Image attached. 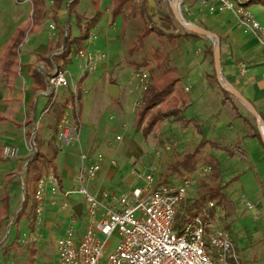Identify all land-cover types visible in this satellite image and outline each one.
Segmentation results:
<instances>
[{"label":"rangeland","instance_id":"1","mask_svg":"<svg viewBox=\"0 0 264 264\" xmlns=\"http://www.w3.org/2000/svg\"><path fill=\"white\" fill-rule=\"evenodd\" d=\"M71 1L73 0H64V13L61 16L71 27L72 37H79L85 33L84 29H80L77 25L76 14L80 15L85 22L100 13L99 22L91 31V34L97 37L91 50L104 55V59L98 69L90 73L80 84L82 91L81 120L74 114V122L72 121V124L78 126L76 130V136H79L78 141L63 151L57 149L54 144L55 137L49 138V134L53 135L57 126L45 129L43 145L40 144L39 131L32 136L31 142L29 141L33 154L38 150H43L46 155L41 153L45 157L52 155L44 167L46 171L44 174L48 177L49 169L55 168L54 159L58 154L60 171L65 166L79 168L82 154L87 155L89 160L101 154L104 157L102 165L110 160L116 162L118 164L116 169L120 173L122 172L131 181H139L138 187L144 188L148 175L155 172L157 180L161 167L170 163L168 155L172 149H176L181 157L190 152L193 153L201 143L199 134L205 135L206 138L210 135L211 143L206 142L202 147V153L199 152L195 160V170L189 175L191 180H196V184L190 190L191 200L195 201L205 193L221 189L224 198L218 205L215 202L216 207L213 213L220 216L223 227L234 242L242 264H264V144L257 123L249 110L234 97L226 99L224 96L217 81L215 65L211 57V48L214 53L213 42L203 43L198 42L200 40L180 37L190 32L176 20L171 9L173 0H150L148 20L139 14L131 17L124 33L123 17L118 16L113 22L110 7L114 0H78L75 12L70 14L68 5ZM142 1H133L136 13L142 6ZM184 1L181 3L183 17L190 23L206 28L203 20L207 16L204 5L208 10L210 5L202 0L203 6L194 12L193 4L196 0ZM240 1L247 3L250 0ZM19 3H21L20 6ZM30 11L29 3H23V0H0V46L7 44L17 28L30 20ZM126 11L128 12L129 9L127 8ZM249 11L264 28V4L252 3L249 5ZM18 13L23 15L20 19H17ZM23 21L27 22L22 24ZM43 25V32L39 37L38 33L31 34L32 44L48 42L49 22L46 25L44 22ZM60 27L64 29L63 24ZM145 27L149 30L153 29L154 32L146 35L142 39V45L138 46L139 35ZM240 29L243 34L245 30L241 27ZM134 44L137 48L131 50ZM27 51L28 47L21 49V62L24 65L28 63ZM75 56L76 54L73 55ZM158 56L169 60L171 57L184 87L192 88L190 95L192 101L184 109V116L188 120H194L195 123H201L203 127L201 131L195 128L197 126L195 123L192 126L188 121L183 120L180 123L181 126L178 125L176 121L181 119V115L178 119H168L166 126L164 122L161 123L160 127L148 137L142 132L147 118L141 126L136 123L143 95L138 75L144 72L148 74V66L155 67ZM108 61H110L108 68L102 66ZM239 62L246 63L249 67L245 60ZM67 71L69 72L67 78L73 85L71 84L72 87L68 89L58 91V101L66 98L67 95L75 94L73 87L77 92V86L86 72L74 59L72 64L68 65ZM209 79L219 87V90L210 88L212 94L205 95L204 82H209ZM108 81L112 82V86L120 89L121 98L116 100L107 94ZM73 98L72 96L73 108L75 111H80L76 99ZM175 102L176 98L169 99L171 107L176 106V109L182 110L183 105L181 103L176 105ZM47 104L48 99L41 97L38 107L39 114ZM231 105L239 107L238 112L243 118L239 117L238 112L234 107L231 108ZM68 112L72 113V108ZM61 117L58 120L55 119L56 125ZM50 118H47V123ZM244 118L250 120L255 129ZM17 122L19 124L20 121ZM95 142L97 145H94ZM167 145L170 150H167ZM3 146L18 147L21 153L25 152L24 136L21 131L11 125L0 126V152ZM207 146L213 149L210 159L205 157L208 155L205 149ZM228 149H231L233 153L242 149L247 159L235 154L231 155ZM24 167L25 164L19 166L18 161L14 159L0 161V197L5 191L9 192L11 215L9 224L2 232L0 264H56L58 261L56 241L64 237L72 222L70 212L63 209L65 207L62 203L66 202L65 204L68 205L66 209H72L78 204L84 205L85 198L72 189V193L66 200H56L58 204L53 207L47 206L44 209V219L43 214L39 218L35 212L36 221L32 226L34 214L32 204L37 203L35 199L37 187L32 181V174L27 175L26 171L21 175L18 174ZM203 169L210 170L205 176H200L199 173ZM13 172H17L14 177L11 175ZM9 177L12 180L6 185ZM183 181L185 179L176 175L171 177V182L174 184H180ZM64 186L67 189L72 188L67 183ZM79 188L76 187V191ZM113 188L117 194L131 192L123 186ZM27 195L30 201L25 207V215L15 225L19 211L24 208ZM248 202L254 206L253 209L248 208ZM90 221L91 218L84 205L83 215L78 217L76 222V230L84 232ZM176 224L179 228L180 220ZM178 231L179 229L176 230ZM120 241L118 233L109 238V253L116 249ZM11 244L13 245L9 247ZM32 251H35V256L31 255ZM106 261L107 257L102 259L101 264H106Z\"/></svg>","mask_w":264,"mask_h":264},{"label":"built area","instance_id":"2","mask_svg":"<svg viewBox=\"0 0 264 264\" xmlns=\"http://www.w3.org/2000/svg\"><path fill=\"white\" fill-rule=\"evenodd\" d=\"M244 4L240 0H211L209 10L211 13H233L239 26L246 32H251L264 49V28L250 13L249 8L243 6ZM51 29L55 30L56 27L53 25ZM96 38L90 34L87 47L73 57L79 62V67L86 71L85 73L95 72L104 59V55L91 50ZM237 70L240 75L246 76L248 66L246 63L238 62ZM138 81L140 89L143 93L146 92L150 85L149 75L145 72L138 75ZM71 84L66 70L64 72L57 70L49 75L45 95L51 102L45 109V114L57 100L58 91L72 87ZM73 90L75 94L70 97L73 96L77 102L78 90L76 92L74 87ZM186 91H189L188 87ZM70 108L72 113L65 111L57 124L58 134L55 136L54 144L60 151L79 139V136H76L78 126L72 124L73 116L78 111H75L73 106ZM164 124L168 125V119ZM38 131L39 128L36 126L31 135H36ZM166 148L170 150L168 145ZM1 155L5 159H16L19 153L16 148L5 146ZM81 159L83 166L80 188L77 191L75 189V193L84 196V205L91 221L84 232L77 231L75 226L78 217L72 211L70 227L64 237L56 241L58 251L56 264H101L105 257L106 264H242L220 216L213 213L216 203L211 201L200 208L193 207L194 201L191 200L190 190L196 184V180L188 179L180 184L164 185L154 189L156 174L152 172L146 177L144 188L134 189L128 194L112 192L105 194L100 200L88 191L83 180L92 182L97 178L102 171L104 157L99 154L87 165L89 157L82 154ZM111 164L116 166L114 161ZM209 170L203 169L199 173L200 176H205ZM56 180L53 174L43 176L36 184V212L39 218L44 213L46 195L58 191ZM70 194L65 193V198ZM247 206L249 209L254 208L249 202ZM64 207L67 208L68 205L64 204ZM177 220L181 221L178 232L175 229ZM116 233L119 234L121 241L116 249L109 253V238Z\"/></svg>","mask_w":264,"mask_h":264},{"label":"crops","instance_id":"3","mask_svg":"<svg viewBox=\"0 0 264 264\" xmlns=\"http://www.w3.org/2000/svg\"><path fill=\"white\" fill-rule=\"evenodd\" d=\"M204 1V0H203ZM202 0H196V2L193 4V10L196 12L197 9L201 8L202 3H204ZM114 2V1H113ZM23 3H29L31 7L30 15H32V2L31 0H23ZM47 6V17L45 20L46 23L49 22V31H48V42L46 44H42L41 42H36L35 44H32V37L31 34L28 35L26 38L24 44L21 46V49L28 47L27 55H28V63L23 64L21 62V68H20V74L19 76L12 82L8 79V77H3L0 80V114L4 115L9 119L8 123H1L0 126L4 125H11L19 129L21 131L22 135L24 136V143L26 150L25 152L21 153V150L17 147L18 150V157L14 160L18 161L19 166L24 165L25 167L18 172L19 175H21L23 172H25L30 164V161L33 157V152L30 150V142L26 136L28 131H33V129L37 126L39 128L40 132V144H44L43 141V135L45 134L44 131L46 128H50L53 126H57L55 122V119L58 120L60 116L64 114L65 111H68L71 109L70 107L73 106L72 104V97L69 95H65L66 98L57 100L54 102L52 106H50V111L45 114L44 111L47 107H49V103L51 102V99L45 95L46 90H39L35 91L34 81L31 77L32 71L36 70L37 72L41 73L44 78L45 82L47 83V79L51 73H55L57 70H59V67L62 66L63 61L58 60L56 57H58L64 48V44L60 41L59 32L62 30L61 24L65 26L66 21H64V17L61 16L64 12V10L61 11L59 15V22L56 23L53 22V13L50 8V5L53 4L52 0L49 2L46 1ZM205 3L210 5L211 0L205 1ZM21 3H19V6ZM113 5V4H112ZM205 11L207 16L203 19L205 22V29L212 31L216 33L220 39L223 40V46H222V72L224 79L234 85L241 93L256 107L260 115L264 118V49L258 44L256 38L251 32H246L242 34L240 32V26L238 25L237 20L233 16L231 12H217V13H211L207 8L206 5H204ZM112 10V6L110 7V11ZM22 13L17 14V19H20L22 17ZM27 21H23L22 24L26 23ZM55 26L56 29L52 30L51 26ZM44 26V25H43ZM242 28V27H241ZM43 27L41 32L38 33V37L42 34ZM246 35V36H245ZM30 36V37H29ZM191 39L192 37H183ZM194 40H200L198 42H208L211 41L207 37H203L201 39L192 38ZM53 44V47L55 48L54 52H51L50 54H47L49 43ZM59 42H61L59 48L57 47L59 45ZM3 46H0L2 48ZM20 49V54H21ZM209 54V53H208ZM46 56L47 59L43 60L40 57ZM211 55V54H209ZM212 57V55H211ZM22 58V57H21ZM240 60H245L248 62V73L246 74L245 78H242L237 70V63ZM110 61L108 63H103L102 66L107 67L109 66ZM170 64L174 67H176L170 57ZM106 68V69H107ZM177 68V67H176ZM68 66L66 68L67 71ZM107 86V94L110 96L108 89L110 86H112V82L108 81ZM204 92L205 95L212 94V88L213 90L218 91L219 87H217L215 84H213V81L209 79V82H204ZM117 91V96H112V98H115L116 100L121 98L122 92L117 86H114ZM189 88L188 93L189 99L182 107V114L181 119L177 120V124L180 125L183 120L185 122H189V125H192L195 123L194 120H188L184 116V109L187 107V105L192 101L191 99V92L192 88L187 86ZM186 87V88H187ZM69 96V97H68ZM46 97L48 99L47 106L42 110V112L39 114V103L40 98ZM234 106L231 105V108ZM236 112H238V108L236 106L234 107ZM239 113V112H238ZM82 115V110H81ZM81 115L80 119L81 120ZM50 118L49 122L47 123V118ZM20 121L18 124V120ZM114 120V119H113ZM197 126H195L196 129L199 131L202 130V124L201 123H195ZM193 124V125H195ZM81 125L82 121H81ZM192 125V126H193ZM181 126V125H180ZM186 126V125H185ZM82 129V126H81ZM52 132V131H51ZM54 134H49V138L52 139ZM56 138V137H55ZM177 138V137H176ZM200 141L205 140L208 143H211V137L210 135L206 138L205 135L199 134ZM94 145H97L95 142ZM94 145L92 146L94 148ZM230 146V145H227ZM5 146L2 147V150ZM209 148V149H208ZM207 149V154L205 157L211 158L213 154L212 147L205 148ZM1 150V152H2ZM231 152V149H228ZM242 149H239L238 151H235L234 153L231 152V155L235 154L240 156V158L247 159V157L242 152ZM0 152V156H1ZM43 154L46 155V152L43 150H40ZM178 152V151H177ZM202 153V150H200ZM191 153V152H190ZM243 153V154H242ZM59 155V154H58ZM58 155L54 159V165L57 170V173L60 177L59 180H56L58 185V191L53 194L49 192L46 195L45 198V208L47 206L53 207L54 205L58 204V201L56 200H66L65 193H72V189H76V187H79L80 185V176H81V170L83 166V162H81L79 168H70L68 166H65L63 169H59L58 166ZM186 155V154H185ZM2 157V156H1ZM48 159L52 157V155L46 156ZM3 158V157H2ZM5 160V158H3ZM12 160V159H8ZM93 160H88V163H91ZM112 160L107 161L102 166V171L99 173L97 178L92 181L88 182L86 180L84 181V186L88 189V191L96 196L98 199H103L105 194H109L112 192H115L113 187H126L129 191H133L134 189H138L139 181H131L130 179L126 178L124 174L116 168L118 167V164L116 163V166H113L111 164ZM87 163V164H88ZM86 164V165H87ZM53 167L49 169L50 175H53ZM45 169L41 172V178L43 176H46L44 173ZM17 172H13L11 175L12 177L16 176ZM121 174V175H120ZM64 179V180H63ZM69 184L72 188H65L64 184ZM74 191V190H73ZM66 202L62 203V206H64ZM75 207V206H74ZM72 209H66L68 212H70V217H72ZM84 207V205H83ZM67 212V215H68ZM69 216V215H68ZM78 217V216H77ZM80 218V217H79ZM44 219V214H43ZM42 223V221H41ZM46 223V222H45ZM35 256V255H34ZM58 262V261H57Z\"/></svg>","mask_w":264,"mask_h":264},{"label":"trees","instance_id":"4","mask_svg":"<svg viewBox=\"0 0 264 264\" xmlns=\"http://www.w3.org/2000/svg\"><path fill=\"white\" fill-rule=\"evenodd\" d=\"M133 1L134 0H114L112 5L111 13L113 17V22L118 16H122L124 19L123 33L125 32L126 27L128 26L129 19L131 17L139 14L142 18L146 17L148 20V16L150 12L148 0L142 1L143 2L142 6L139 7L137 13H136V8L133 5ZM31 2H32V15L30 20L26 24L20 25L17 28L13 36L10 38L9 42L5 44L0 51V80L4 76H6L10 78L11 81H14L19 76L20 68H21V54H20L21 46L23 45L28 34H36L41 31L43 23L46 20L47 17L46 0H31ZM52 2L53 5L51 6V10L53 13V20L58 23L59 22L58 16L60 12L63 10L64 0H52ZM77 2L78 0H73L68 5L70 14H72V12H75ZM252 3L264 4V0H250L247 3H245L244 6L249 8V5ZM127 8L129 9L128 12L126 11ZM99 18H100V13H97L90 20L84 22V19L80 15L76 14L78 27L80 29L83 28L85 31V33L79 37H72L71 27L68 26V22L65 23L66 27H64V29L60 30L59 32L60 41H62V43L64 44V48L61 54L57 57L58 60L63 61L62 66L59 67L60 72H64L67 66L69 64H72L73 55L77 54L80 50L85 49L87 47V41L90 37L91 31L97 26L99 22ZM152 30L153 29L150 30L147 29V27L143 29L142 33L139 35L138 38L139 39L138 46L142 45V39L146 35L150 34L151 32H154ZM172 37L175 38V36ZM180 37H192L196 39L203 38V36L194 33H185L183 36ZM220 41H221V55H222L223 40L220 39ZM136 48L137 45L134 44L131 47V50H134ZM54 51L55 48L53 47V44L49 43L47 54H50L51 52ZM211 54L213 57V64H214L213 48H211ZM40 58L43 60L47 59L45 55L41 56ZM148 72H149L148 75L150 77V85L147 91L144 92L142 95V101L136 122L139 126H141L143 121L147 118L146 125L142 130L143 134L146 137L153 134V132L160 127V124L164 122V120L170 118L178 119L180 117L182 110H180V108L176 109V106L171 107V105L169 104V99L174 97L176 98L175 104L177 105L178 103L179 104L181 103L183 106L186 105L189 99V94L186 91L184 85L182 84L181 79L179 78L178 69L170 64V60L168 58L164 59L163 57L158 56L156 59V66L155 67L148 66ZM88 75L90 74L85 73L77 86L78 87L77 102L80 111L75 112V115L78 119L80 118L81 108H82L81 105L82 91L80 89V84ZM31 77L34 81L33 88L35 91L47 89V83L45 82V78L41 73L34 70L31 73ZM222 90L226 99H230L232 97V95L229 92L225 91L224 89ZM238 115L239 117L243 118V116H241L239 113ZM244 119L252 126L253 129H255L252 123L250 122V120L246 118ZM8 122L9 119L4 115L0 114V124L8 123ZM54 134L55 135L58 134L57 127L54 129ZM26 136L30 140L32 136L31 131H28ZM262 143L264 144L263 140ZM205 144L206 141L202 140L198 148L193 153L186 154L182 157L178 154L176 149H172V151L168 155L170 158V163L168 165H164L161 167V170L159 171L157 180L154 185V189H158L164 185L174 184L171 182V177L175 175L181 179H185V180L190 179L189 175L193 173L195 170V160L197 158V155L199 154L200 150L202 149V147H204ZM3 160L4 159L0 156V161ZM48 162L49 159L45 157L39 150L33 154L30 164L26 170V174L33 175L32 181L35 183V186L37 182L40 180L41 172ZM53 173L57 178V180H59L60 182V177L57 173L56 168L53 169ZM11 180L12 179L9 177L7 179L6 185H8ZM223 198H224V194L222 190L216 189L215 191H211L201 195L197 200L194 201L193 207L200 208L211 201L216 202L218 205L221 203ZM29 201L30 199L27 195V199L24 202V208L18 213L15 221V225L18 223L20 218L25 215L24 213L25 207ZM36 207L37 204L33 202L32 208L34 214L31 223L32 226H34L36 221V213H35ZM180 217L181 216L179 214L178 218ZM10 218H11L10 195L9 192L5 191L0 197V242H1L3 229L5 228V226L9 224ZM175 229H178L177 224L175 225ZM13 244L9 245V247H11ZM31 255L34 256L35 251H32Z\"/></svg>","mask_w":264,"mask_h":264},{"label":"water","instance_id":"5","mask_svg":"<svg viewBox=\"0 0 264 264\" xmlns=\"http://www.w3.org/2000/svg\"><path fill=\"white\" fill-rule=\"evenodd\" d=\"M150 0H148L149 2ZM183 0H173L171 3L172 12L178 21V23L190 33L198 34L203 37L209 38L213 42L214 47V65L216 71V77L219 85L222 89L229 92L232 97L240 101L252 114L253 118L255 119L259 132L261 134L262 140L264 142V120L261 117L260 113L256 109V107L239 91L234 85L230 84L224 79L223 72H222V56H221V41L220 37L205 28L197 26L193 23L188 22L182 15L181 12V3ZM108 92L112 96H117V91L114 86H110ZM74 212L77 214L78 217H82L83 215V204H78L73 208ZM20 212V211H19ZM13 224V222L11 223Z\"/></svg>","mask_w":264,"mask_h":264}]
</instances>
